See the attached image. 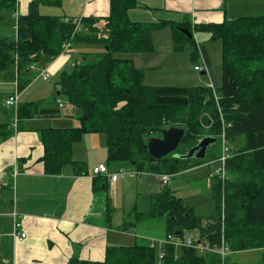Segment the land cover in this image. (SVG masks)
Returning <instances> with one entry per match:
<instances>
[{
  "label": "trees",
  "instance_id": "obj_1",
  "mask_svg": "<svg viewBox=\"0 0 264 264\" xmlns=\"http://www.w3.org/2000/svg\"><path fill=\"white\" fill-rule=\"evenodd\" d=\"M60 5L61 0H32L28 13L16 17L15 37L0 36V73L16 77L19 92L35 77L36 72L30 66L46 69L60 56L67 42L71 48L87 44L101 45L104 49L96 61L89 62L85 57L69 72L63 70L58 75L54 84L58 95L54 98H62L64 104L78 109L79 125L37 131L43 146L41 162L45 175H59L66 167L72 169L74 176L87 175L86 169H79L78 162L73 161L72 148L83 135L91 133L104 136L107 163L124 162L131 169L153 175L173 176L211 162L205 161V157L201 160L179 157L189 151L152 158L147 140L160 138L161 131L170 127L184 131L179 145L193 143L195 147L204 137L221 142L224 133L231 150L230 158L224 163L223 181L210 178L212 196L217 201L215 215L197 217L192 208L184 206L166 188L152 197L151 212L138 213L139 221L164 219L165 236L183 239L197 232L194 241H200L204 253L162 246L165 257L160 261L158 249L151 248L146 241L132 246H108L102 262L71 258L67 264H220L218 250L222 242L232 253L258 250L260 259L256 264H264V15L196 28L220 43L219 82L212 73L210 87L148 86L144 84L143 71L135 67L130 56L152 52L153 32L168 23L131 22L127 13L138 6V0H109L108 16L81 18L79 31L74 33L77 27L74 20L39 12L41 6ZM15 11L16 0H0V22L5 13L12 15ZM171 26L175 51L181 50L182 41L191 42L194 61L198 48L193 37L189 39L179 31L185 26ZM185 28L192 33L190 28ZM120 53L126 56L114 55ZM204 58L208 71L209 61ZM46 112L37 102L19 104L16 129L0 124V144L16 131L28 130L26 123ZM239 136L244 137L241 146L235 148L229 144ZM99 177L95 176L93 183ZM100 179L102 189L107 190L108 180Z\"/></svg>",
  "mask_w": 264,
  "mask_h": 264
},
{
  "label": "crops",
  "instance_id": "obj_2",
  "mask_svg": "<svg viewBox=\"0 0 264 264\" xmlns=\"http://www.w3.org/2000/svg\"><path fill=\"white\" fill-rule=\"evenodd\" d=\"M31 1L16 0L12 34L6 35L0 29V36L12 39L15 37L16 17L28 13V5ZM39 12L74 21L85 17L102 18L109 14V0H61L59 7L41 6ZM127 15L128 19L135 23H168V26L153 32L152 52L130 56L135 67L143 71L145 85L210 87L213 71L203 43L214 41L211 40L209 33L196 28L201 25L221 24L224 20L232 21L242 17L264 15V0H138V6L130 9ZM2 24L3 21L0 22V28ZM173 24L190 28L193 35L196 33L194 43L198 49L195 60L193 61L190 55L191 64L188 61L182 64L180 62L182 71L177 68L179 67L177 61L181 57H178L176 53L178 51L174 49L171 26ZM185 27L182 28L186 29ZM162 31L168 33H159ZM200 53L207 57L209 70L196 72L193 69L192 73L190 65L194 68L195 65H199V60L202 62ZM63 54L46 68L48 72L51 71L50 75L54 78L66 67L68 59ZM74 63L76 64V61ZM214 77L219 82L221 75L219 78L215 75ZM40 79L33 80L22 92H19L14 77L0 73V124L12 127L11 111L10 108L5 107L4 101L14 92L18 93V104L21 100L24 103L42 101L37 104L40 109L47 111L44 115L35 116L28 121L26 123L28 130L16 131L11 138L0 144V264H67L71 258L102 262L108 246H132L136 243L124 244L133 241L132 231L129 229L131 224L126 223L132 215H135V223L139 221L136 212L138 205L132 201L126 206L124 200L126 188L133 187V184L121 178L115 183H109L108 189L104 190L100 179L106 178L103 176L95 179L93 183L95 177L93 169L99 165H105L110 172L122 169H117V166L112 168L106 163L105 145L103 154L102 151L100 152V160L94 161L91 155L76 156L80 146L88 141H94L95 146L105 144L102 135H97L95 139L92 137L93 134L83 135L72 148L73 161L86 164L87 175L74 176L70 167H66L56 176L45 175L41 162L43 146L37 131L46 127H76L79 125L80 114L75 107L67 109L63 116L50 113L58 112L63 107L59 108L58 99L54 98L58 95L54 85L53 94L50 95L49 91L42 94L47 90L46 86L37 88V80ZM42 96L47 98L41 99ZM47 101L56 107H45ZM204 165L209 170L207 183L211 190L212 173L208 164L203 163L189 168L185 173L194 172ZM14 173L16 176L12 177ZM142 176L146 178L136 179L137 195L143 191L144 196L150 198L168 186V184L162 185L159 175L145 173ZM117 192L122 196L121 206L116 204L114 196ZM12 211H15L22 221V230L26 233V238L23 240L14 238L13 220L9 215ZM139 213L144 214V212ZM165 232L164 225L163 235L160 237L142 234L134 238L146 241L162 240Z\"/></svg>",
  "mask_w": 264,
  "mask_h": 264
},
{
  "label": "rangeland",
  "instance_id": "obj_3",
  "mask_svg": "<svg viewBox=\"0 0 264 264\" xmlns=\"http://www.w3.org/2000/svg\"><path fill=\"white\" fill-rule=\"evenodd\" d=\"M41 13V12H40ZM42 14V13H41ZM14 15H10V13H5V17L3 20V24L1 25V30L4 34L8 35V34H12V27L14 25ZM159 33H168V31L166 32H159ZM195 34L193 35L194 40H195ZM164 38V37H162ZM182 48L181 50H179L177 53L178 57H181L179 61H177V64L179 65L180 70L182 71V66L180 65V62L182 64V62H187L189 64H191V59H190V55H191V51L193 49V45L191 42H188L186 40L182 41ZM204 48L206 49V52L208 53V56L210 57V64H211V68L212 71L214 73V75L219 78L221 75V70H220V63H221V46L219 42H211V41H205L203 43ZM84 50V51H80V50ZM70 50V49H69ZM68 50V51H69ZM104 51L103 47L101 45H87V44H76L73 45L71 51H69L66 54H63L64 57H67V63H66V67L64 70H66L67 72H69L72 67L74 66V62L76 61V63H80L82 60L85 59V57H87L89 62H94L98 59L97 55L99 53H102ZM81 52H86V53H81ZM60 54V55H61ZM115 56L118 57H125V54H114ZM62 56V57H63ZM66 58H64L65 61ZM200 64V66L204 67V64L201 62V60H199L198 62ZM191 67V71L193 73V65H190ZM205 71V70H204ZM49 73H51V71H49ZM35 74V73H34ZM183 75V73H182ZM199 75V74H198ZM41 78V77H40ZM38 77V74H35V77L33 80L35 79H40ZM38 84H37V88L41 87V86H46L47 90H44L42 92V94L46 93V91H49V95L53 94V85L58 81V74L56 75V78H54L53 76L50 75V78L47 82H43L42 79L37 80ZM212 85V84H211ZM185 86V85H183ZM47 97L42 96L41 99H46ZM58 101L61 100L62 98H57ZM30 100V99H27ZM35 100V99H33ZM36 102H41L42 101H36ZM24 102H22V100L20 101V104H22ZM65 102H63V108L61 110H59L57 113L55 114H61L62 116L66 114V110L67 109H72L74 108V106L71 105H65ZM19 105V104H18ZM45 107H50V108H55L56 106L54 104H51L49 101L45 102ZM77 109V108H76ZM58 110V109H57ZM78 110V109H77ZM11 111V119H12V123L15 121V116H14V108H10ZM54 117V116H53ZM79 122V121H78ZM94 136H92L93 138L97 139V135H102L99 133H91ZM102 137L104 138V136L102 135ZM225 137H224V133H222L221 135V142L218 140L217 142H215L214 144H211L208 146L207 148V152H206V156H205V161H211L210 163H205L206 165H210V171L212 173V180H214V178L218 180L223 181L224 177H225V173L223 176V170H222V163H221V158L223 156V146H227V142H225ZM94 141H88L84 144H82L80 146V148L77 151V155L76 156H87V155H91V159H93L94 161L96 159L100 160V152L102 151V154L104 152L103 148L105 144H101L100 146H95L93 145ZM244 143V137L243 136H239L238 138H236L233 142L229 143L230 145H232L235 148H238L239 146H241ZM193 143H191L189 146H184L183 143H181L178 148L174 151V152H188L190 150ZM173 153V152H172ZM171 153V154H172ZM76 162V161H75ZM78 162V168L79 169H86V164L80 163ZM106 163H107V159H106ZM110 164V166L112 168H114L115 166H117V169L122 168L123 171H128L131 170V168L129 167V165L127 163L124 162H108ZM225 165V164H224ZM223 165V167H224ZM114 169V170H117ZM208 168H206V166H200V168H198L197 170H195L194 172H189V173H185L187 170H185L184 172H181L179 175L176 174L175 176H170V181L168 183V186L166 187V189H168L170 192H173L182 202V204L188 208H192L193 209V213L197 216V217H201V218H207L210 216H213L217 213V204H216V199L213 198L212 196V192L210 190V185L209 183H207V179H208V172L209 170H207ZM168 175V174H166ZM144 179L146 178L145 176H141ZM122 179H127L129 184H133V187L128 186L126 188V199L125 200V204L126 206L130 205V203L133 201V203H136L138 205L136 212H144V213H149L151 212L152 209V197L148 198L145 197L144 194L141 192V194L137 195L136 193V187L135 184L138 183V181L136 180V178L132 179L129 178L128 176H122ZM120 178V179H121ZM142 178V179H143ZM143 179V180H144ZM156 179V178H155ZM126 180V181H127ZM160 181V180H159ZM115 200H116V204L117 206H121L122 203V196L120 194V192H117L115 194ZM220 205H221V210L223 208V195L222 197H220ZM223 213V210H222ZM135 214V213H134ZM164 219H159V218H146L143 220L138 221V223H135V215H132L130 217V220H128V225L131 224L130 226V230L132 231V237H133V241L132 243H124L125 245H131L134 244L135 242L138 244H144L146 242L145 239H137L135 240L134 237L137 236H142L143 235H149V236H156V237H160L163 235V228H164ZM185 236H189L191 239L195 240L197 238V232H193L190 234H187ZM157 242L159 241V239H155ZM197 245H200L197 243ZM201 246V245H200ZM182 249V248H181ZM179 250V249H176ZM229 250V255H227L224 259L222 258V256H220V264H226V260L229 259V264H256L259 259H260V252L258 250H250V251H244V252H237V253H232L228 247ZM200 252V251H199ZM205 250L203 252L200 253H204ZM158 255V254H157ZM159 260V259H158ZM160 264V263H159Z\"/></svg>",
  "mask_w": 264,
  "mask_h": 264
},
{
  "label": "built area",
  "instance_id": "obj_4",
  "mask_svg": "<svg viewBox=\"0 0 264 264\" xmlns=\"http://www.w3.org/2000/svg\"><path fill=\"white\" fill-rule=\"evenodd\" d=\"M80 20L74 21L75 23H77V27L74 30V33H77L79 31L78 29V24H79ZM71 48V43L67 42L66 44L63 45L62 48V53H65L66 51H68ZM201 59H202V63L204 64V67L199 65H195L194 66V71H207V67L205 64V58L203 56L202 53H200ZM30 70L34 71L38 74L39 77H41V79L43 81H47L50 77V73L46 70H37V68L35 67V65H31L30 66ZM16 77H14L15 79ZM16 81V79H15ZM17 84V83H16ZM18 93L14 92L12 95H9L5 101H4V105L7 108H15V121L12 124V128L16 129L17 126V116H16V112H17V107H18ZM58 105L59 108L63 107V103L61 101H58ZM223 156L221 158V163H222V170H223V176H224V169H223V165L225 163V161L227 159L230 158V150L227 146H223ZM145 173L143 171H137L135 169H131L128 171H123L122 169L116 171V172H110L107 167L105 165H99L98 167H96L95 169H93V175L95 176H103L106 177V179L108 180L109 183H115L117 182L122 176H128L129 178H139L142 175H144ZM16 173L13 174L12 177H15ZM171 175H166V174H162L159 175V179L160 182L162 183L163 186L167 185L170 181V177ZM10 217L13 220V235L15 239L18 240H23L26 238V233L25 231L22 230V221L19 218V215L15 212L12 211L10 214ZM150 247L151 248H157L158 249V259L160 261L163 260V258L165 257V253L162 250V246H172L175 249H181V248H187V249H195L196 251H200L203 252L204 248L200 245H197V243H195V241L193 239H191L189 236H185L183 239H175L172 235H166L164 237V239L159 240L158 242L156 240H152V239H148ZM218 254L220 256H222V258L224 259L227 255H229V250H228V246L222 242L221 243V247L218 250Z\"/></svg>",
  "mask_w": 264,
  "mask_h": 264
},
{
  "label": "water",
  "instance_id": "obj_5",
  "mask_svg": "<svg viewBox=\"0 0 264 264\" xmlns=\"http://www.w3.org/2000/svg\"><path fill=\"white\" fill-rule=\"evenodd\" d=\"M179 31L183 35H186L189 39L193 37V34L190 33L187 29L180 28ZM183 135L184 131L182 129L170 127L166 130L161 131L160 138H149L147 140V149L149 155L154 159H161L171 154L178 147ZM215 142H217L216 138L204 137L195 147L191 148L187 154L179 157H181L182 159L195 158L197 160H201L205 157L208 146L214 144ZM178 234L179 233L176 232L175 236H177ZM197 243L200 244V241H197Z\"/></svg>",
  "mask_w": 264,
  "mask_h": 264
}]
</instances>
